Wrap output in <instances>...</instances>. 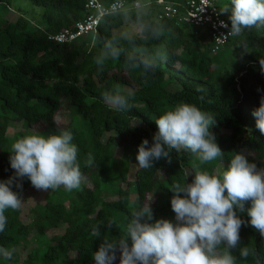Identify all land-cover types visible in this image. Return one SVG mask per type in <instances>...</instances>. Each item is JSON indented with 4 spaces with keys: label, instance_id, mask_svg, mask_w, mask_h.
I'll use <instances>...</instances> for the list:
<instances>
[{
    "label": "trees",
    "instance_id": "16d2710c",
    "mask_svg": "<svg viewBox=\"0 0 264 264\" xmlns=\"http://www.w3.org/2000/svg\"><path fill=\"white\" fill-rule=\"evenodd\" d=\"M11 2L0 0V181L14 175L9 156L16 140L34 133L59 134L62 129L73 133L85 180L80 189L71 192L63 186L45 191L44 199L30 207L29 220L22 207L6 210L8 223L0 233V247L15 251L11 260L0 256V264H95L92 253L103 237L119 239L131 212L151 195L154 219L174 220L169 189L174 182H183L185 170L193 165L215 173L226 169L235 151H243L264 168V135L252 114L264 96V72L259 65V59H264V25L244 29L226 44L250 48L247 58L228 68V62L222 65L220 58L210 56L202 47L212 50L207 27H198L202 39L174 19L157 16L164 33L147 46L163 51L166 59H157L155 70L144 74L126 71L123 54L118 61H106L102 70L94 63L103 40L119 27L118 21H99L96 32L72 42L49 38L75 29L89 13L87 0H32L44 8L37 26L23 14L9 19L6 11ZM224 16L228 18V14ZM123 47L128 50L127 45ZM116 85L124 95L129 90L133 93L127 112L114 110L102 99L101 94ZM182 102L215 116L217 124L212 131L223 157L200 165L196 154L173 150L170 159L154 161L152 168L138 167L130 178L138 146L143 139L151 145L158 130L154 120ZM59 113L70 115L61 121ZM134 117L141 123L135 126ZM11 122H20L22 130L9 135ZM89 153L93 158L90 166L86 164ZM22 185L23 201L34 187L26 177ZM241 216L248 219L246 213ZM110 219L119 227L109 229ZM95 225H100V238L91 235ZM240 235V246L254 247L264 264V239L250 226H242ZM234 255L239 257L238 250ZM238 264H255V259H238Z\"/></svg>",
    "mask_w": 264,
    "mask_h": 264
},
{
    "label": "clouds",
    "instance_id": "9594fccd",
    "mask_svg": "<svg viewBox=\"0 0 264 264\" xmlns=\"http://www.w3.org/2000/svg\"><path fill=\"white\" fill-rule=\"evenodd\" d=\"M219 14H228L230 29L220 37L238 36L244 29L264 25V0H230ZM96 15L101 23L118 21L110 37L94 56V63L102 70L106 61H118L123 54L126 71L153 72L157 59H166L161 50H151L148 41L164 33V25L152 15L151 0H111L98 2ZM223 28L229 25L223 20ZM123 45H127L125 51ZM264 72V59H259ZM201 89H198L200 91ZM105 104L116 111L130 109L129 90L122 94L119 85L102 94ZM256 128L264 135V96L254 109ZM138 125L139 117H134ZM157 132L152 143L143 139L138 146L136 163L142 169L153 167L154 161L171 158V152L181 149L196 154L203 165L222 158L224 152L216 142L212 129L215 116L195 104L180 103L154 120ZM73 133L62 129L59 134L44 136L34 133L16 140L11 146L10 167L14 175L0 181V233L8 223V209H19L22 204V181L26 177L37 190H78L85 180L78 161V147ZM93 163L91 153L86 164ZM192 177L191 182L187 178ZM16 189V190H14ZM174 220L154 219L152 200L137 206L123 228L119 239L104 236L92 253L95 264H238L239 260L255 259L261 264L256 249L241 245L240 230L250 226L264 239V168L250 161L243 151H235L225 170L209 173L193 165L185 170L183 182L176 181L169 189ZM250 202V206L246 205ZM246 213L248 219L241 214ZM107 227H119L109 220ZM91 235L100 238V225L92 228ZM238 250L239 257L234 255ZM15 249L0 247V256L11 260Z\"/></svg>",
    "mask_w": 264,
    "mask_h": 264
},
{
    "label": "built area",
    "instance_id": "2783aa9c",
    "mask_svg": "<svg viewBox=\"0 0 264 264\" xmlns=\"http://www.w3.org/2000/svg\"><path fill=\"white\" fill-rule=\"evenodd\" d=\"M221 0H185L182 3H175L169 0H157L162 8L157 12L159 19H174L177 24L187 23L195 27H207L212 42V51L215 52L226 45L235 36L220 37L230 29V21L224 14H219ZM98 2L103 0H87L88 15L77 22L75 29H65L50 34L49 38L57 42H72L79 37L91 32H96L99 20L96 15ZM106 3V2H105ZM110 3V2H108ZM223 20L229 28L220 26Z\"/></svg>",
    "mask_w": 264,
    "mask_h": 264
},
{
    "label": "rangeland",
    "instance_id": "374dc122",
    "mask_svg": "<svg viewBox=\"0 0 264 264\" xmlns=\"http://www.w3.org/2000/svg\"><path fill=\"white\" fill-rule=\"evenodd\" d=\"M152 2H154V3H153V5H151V11H152L153 17L156 18L157 12L159 11L158 9L160 7L157 9L158 4H159V3H157V0H151V3ZM225 4H229V6H230V0H221L220 1L221 7ZM43 11H44V8L40 5L33 3L32 0H12L11 4L9 5V10L6 11V13H7L6 16L11 20H16L21 14H23L26 17H28L29 19H31L32 23L37 26L40 24V22L43 19ZM182 27L189 29L191 34L195 33L198 36H200V38L203 39V36H201L202 30H200L198 27L192 26V25L187 24V23H182ZM201 45L204 48V50H206V52L210 56L220 58V60H222V62H223V64L221 63L222 65H225L228 62V64L226 65L228 68H233L235 63L242 62L245 58H247V55L250 52V48L248 46L238 48L232 43L229 45H224L223 47H221L219 50H217L215 52H213L211 49L205 47L203 44H201ZM224 71L221 74H224ZM225 76L222 78V82H223ZM69 115H70L69 113H59L57 116H58V119L62 121L64 119L68 118ZM18 130H22V124L20 122H11L9 124L7 133L9 135H13ZM121 152H122L121 149L118 150L117 156L118 155L120 156ZM138 167H139V165L136 163V160L133 159L131 161L130 170H129V177L130 178H132V179L134 178L135 171ZM44 195H45L44 190H37L36 188L31 189L30 191H28L26 193L27 198L22 201L21 207L23 208V213H24L27 220L30 219L29 218L30 215L29 216L27 215L30 207L32 205H34L36 203V201L43 200ZM153 197L154 196L151 195L149 197L148 201L151 200ZM132 198H134V195H132ZM118 257H119V253H117V258Z\"/></svg>",
    "mask_w": 264,
    "mask_h": 264
},
{
    "label": "crops",
    "instance_id": "0c3cea01",
    "mask_svg": "<svg viewBox=\"0 0 264 264\" xmlns=\"http://www.w3.org/2000/svg\"><path fill=\"white\" fill-rule=\"evenodd\" d=\"M159 7H160V8H159ZM161 7H162V6H161L160 4H158V7H157V9L159 8L158 10H160V9H161ZM158 10H157V11H158Z\"/></svg>",
    "mask_w": 264,
    "mask_h": 264
}]
</instances>
